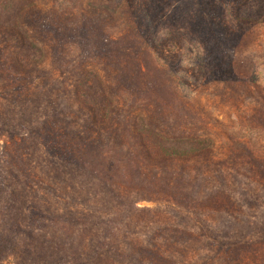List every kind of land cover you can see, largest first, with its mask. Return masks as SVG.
<instances>
[{
    "label": "rangeland",
    "instance_id": "374dc122",
    "mask_svg": "<svg viewBox=\"0 0 264 264\" xmlns=\"http://www.w3.org/2000/svg\"><path fill=\"white\" fill-rule=\"evenodd\" d=\"M0 264H264V0H0Z\"/></svg>",
    "mask_w": 264,
    "mask_h": 264
},
{
    "label": "trees",
    "instance_id": "16d2710c",
    "mask_svg": "<svg viewBox=\"0 0 264 264\" xmlns=\"http://www.w3.org/2000/svg\"><path fill=\"white\" fill-rule=\"evenodd\" d=\"M61 34V33H60ZM64 34V33H63ZM62 35V34H61ZM231 244V242L227 241V239H225V241H221V240H218L217 241V245H220V247H223V245H226V244Z\"/></svg>",
    "mask_w": 264,
    "mask_h": 264
}]
</instances>
